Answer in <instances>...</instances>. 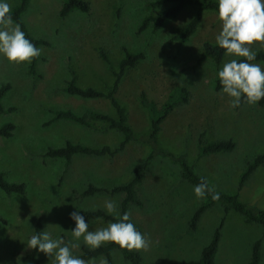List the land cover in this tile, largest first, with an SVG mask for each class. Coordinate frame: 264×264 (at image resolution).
Returning a JSON list of instances; mask_svg holds the SVG:
<instances>
[{
    "label": "rangeland",
    "instance_id": "374dc122",
    "mask_svg": "<svg viewBox=\"0 0 264 264\" xmlns=\"http://www.w3.org/2000/svg\"><path fill=\"white\" fill-rule=\"evenodd\" d=\"M89 10L71 11L59 16L62 0H30L22 19L30 33L49 42L40 45L36 65L38 76L28 72V64H10L0 58V84L11 88L2 98L9 112H0V125L12 122L11 136H0V170L9 181H22L23 194H6L0 189V264H33L26 247L34 234L49 231L53 238L72 239L74 222L69 212L103 208L106 198L114 199L119 208L123 193L97 192L82 194L89 183L99 187L129 180L133 170L142 166L150 147L138 139L148 127L146 109L139 100L140 91L161 105L175 86L190 91L187 103L177 105L162 122L158 147L184 158L206 177L210 185L228 193H238L242 202L264 209V160L239 188V178L256 155H264V105L242 103L229 107L228 97L215 89L216 71L232 58L224 55L218 64L210 59L199 62L202 45L215 43L220 22L215 11H205L190 38L183 43L173 36L194 14L186 7L157 31L149 26L138 30L146 15L155 17L163 8L153 9L152 0H86ZM11 8L18 0H9ZM254 50H264L258 43ZM123 48L142 51L145 58L128 68L118 91V99L126 107L128 120L137 138L113 156L75 155L65 165L64 159L45 155L48 147L63 146L66 141L90 146L116 147L121 133L105 121L88 117L89 111L113 114L105 98H83L68 94L64 87L73 69L80 86L104 90L112 82V70L118 68ZM104 51L107 63L100 55ZM264 65L261 61H254ZM57 109H71L85 116L90 126L59 119L47 121ZM203 142L232 139L231 151L199 156L198 137ZM140 204L128 211L139 231L149 240L146 249L135 250L141 264H181L196 259L210 240L214 228L224 218L215 264H243L250 255L252 243L261 242L258 264H264V229L240 213L224 211L219 203L207 208L195 228L189 226L195 208L203 201L196 198L193 185L180 175L177 165L156 155L145 166L136 185ZM90 230L107 225L96 218L88 221ZM73 250L81 257V245ZM41 264H50L44 253H36ZM99 257V256H97ZM82 258V257H81ZM113 264H130L118 249L112 251ZM88 260V259H85Z\"/></svg>",
    "mask_w": 264,
    "mask_h": 264
},
{
    "label": "trees",
    "instance_id": "16d2710c",
    "mask_svg": "<svg viewBox=\"0 0 264 264\" xmlns=\"http://www.w3.org/2000/svg\"><path fill=\"white\" fill-rule=\"evenodd\" d=\"M30 0H18V3L11 8L10 14L13 17V22L18 23L21 29L25 32L26 38H28L36 47L40 45H49V42L43 38L33 36L28 30L26 24L22 19L23 12L27 9ZM163 6L155 17L152 15H146L140 22L138 30L142 31L147 27H151L152 30L157 31L163 27V25L170 19L175 18L180 11L186 7H193L194 14L185 26L176 33L173 38L178 42H186L190 36L197 29L203 14L205 11H215L217 8V0H152L149 6L156 9ZM90 6L86 0H62L61 8L59 10L60 17H66L71 11L79 10L87 12ZM123 57L118 63V68L112 70L113 79L106 89L100 90L92 86H80L76 81L75 71L69 69L70 78L67 80L64 90L71 95H76L83 98H105L108 100L110 108L113 114L102 111H89L88 117L108 123L110 128L116 129L121 133V140L116 147L109 145L102 146H90L80 142L66 141L63 146L48 147L45 155L51 157H60L64 159L65 165H67L73 156L75 155H88V156H113L118 151L122 150L131 140L138 137L142 142L150 147L145 162L142 166H139L133 170L132 176L129 180L112 185L111 188L99 187L89 183L83 190L82 194L93 195L97 192L105 191L109 193H123L119 204V211L122 213L128 211L131 204H140V201L136 195V185L141 181L145 166L156 155L166 157L171 163L177 165L180 169L181 177L191 185L195 186L201 182V178H204L210 187H212L209 181L204 175L197 172L192 164H190L184 156L174 154L173 152L159 148L158 134L161 128L162 122L167 118L170 112L179 104H184L189 101L190 91L184 86H175L170 90L167 95V99L161 104L157 105L153 100L149 99L144 91H140L139 100L142 106L146 109L148 116L147 131L136 137L134 130L129 124L128 112L126 107L118 99V91L121 83L126 75L128 68L134 67L138 61L145 58V54L142 51H129L123 48ZM256 60L264 63V50H258ZM101 57L109 63V59L104 51L100 52ZM224 50L220 49L216 43L204 42L202 45V53L199 58V62L210 59L214 63L218 64L224 57ZM237 59H243L242 57ZM39 57L34 58L31 63L28 64V72L32 76H38L36 65ZM252 61V62H254ZM221 85L218 78L215 81V89H220ZM11 88L10 83L5 82L0 84V112H9L14 107H4L2 104V98ZM259 105H264V99H262ZM64 119L72 121L81 125L90 126L88 119L74 112L71 109H57L53 111V115L47 121L46 124ZM15 125L12 122H5L0 125V136L9 137L12 134ZM235 142L228 139H217L208 143L203 142V135L198 137V154L204 156L213 153L227 152L233 150ZM264 160L263 154L256 155L251 161L247 162L245 169L240 175L238 187L241 188L254 169L259 166ZM0 189L6 194H23L26 189V185L22 181H9L5 177L3 171L0 170ZM220 194L218 200H213L211 195L208 194L204 197L203 201L195 208L190 220L189 226L195 228L202 213L214 204H221L225 212L234 210L244 216L247 220L259 223L264 229V209L256 206L248 205L239 200L238 193H228L221 190H216ZM81 213L88 221L102 218L106 221L113 220V216L106 214L103 208L96 209H81ZM224 218L220 220L218 225L214 228L210 240L201 248L199 256L196 259H189L183 261L181 264H215V254L218 249L221 227ZM133 222V220H132ZM134 223V222H133ZM40 228V220L37 218L34 224V234L38 232ZM118 249L122 257L130 264H141L142 257L139 252L135 250L120 249L117 245L111 242L106 243L101 248L91 250L88 247L81 245V257L83 259H89L91 257H97L103 255L109 261V264H113L112 251ZM261 242L259 239L255 240L250 248V255L246 262L243 264H258L260 259ZM37 251L32 249L28 257L33 264H41L37 256Z\"/></svg>",
    "mask_w": 264,
    "mask_h": 264
},
{
    "label": "clouds",
    "instance_id": "9594fccd",
    "mask_svg": "<svg viewBox=\"0 0 264 264\" xmlns=\"http://www.w3.org/2000/svg\"><path fill=\"white\" fill-rule=\"evenodd\" d=\"M9 0H0V58L10 64L31 63L41 55L42 49L36 47L21 29L13 22ZM216 17L220 30L215 35L216 45L229 57L216 71L221 85L220 94L228 97L229 107L239 108L242 103L258 104L264 99V65L252 63L257 52L254 45L264 48V0H217ZM193 193L200 199L210 194L218 200L220 194L201 178L193 186ZM103 210L113 216L106 226L90 230L84 215L74 207L69 219L74 222L71 228L72 239L65 242L63 237L53 238L43 230L28 237L26 247L44 253L50 258V264H109L103 255L85 260L74 254L80 247L79 241L91 250L101 248L111 242L120 249L129 251L146 249L149 240L132 222L129 211L120 212L114 199L103 201Z\"/></svg>",
    "mask_w": 264,
    "mask_h": 264
}]
</instances>
